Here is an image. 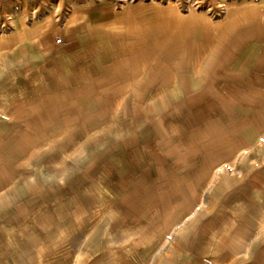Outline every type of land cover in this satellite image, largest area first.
<instances>
[{
  "label": "rangeland",
  "instance_id": "1",
  "mask_svg": "<svg viewBox=\"0 0 264 264\" xmlns=\"http://www.w3.org/2000/svg\"><path fill=\"white\" fill-rule=\"evenodd\" d=\"M0 264H264V0H0Z\"/></svg>",
  "mask_w": 264,
  "mask_h": 264
},
{
  "label": "crops",
  "instance_id": "2",
  "mask_svg": "<svg viewBox=\"0 0 264 264\" xmlns=\"http://www.w3.org/2000/svg\"><path fill=\"white\" fill-rule=\"evenodd\" d=\"M16 28L17 25H16ZM32 28V36L30 42L36 46L39 50H47L49 48H57L61 45V43H56L54 38V30L57 28V25L54 23H47L46 25H31ZM53 28V30L51 29ZM63 41L62 44L66 49H74L79 46L82 42L80 35L77 33L74 34V31L70 28L63 30ZM15 37H18V31L15 32ZM17 40V39H16ZM40 54V52H39ZM49 54V53H46Z\"/></svg>",
  "mask_w": 264,
  "mask_h": 264
},
{
  "label": "built area",
  "instance_id": "3",
  "mask_svg": "<svg viewBox=\"0 0 264 264\" xmlns=\"http://www.w3.org/2000/svg\"><path fill=\"white\" fill-rule=\"evenodd\" d=\"M60 42H61V38L59 37L56 39V43H60Z\"/></svg>",
  "mask_w": 264,
  "mask_h": 264
}]
</instances>
